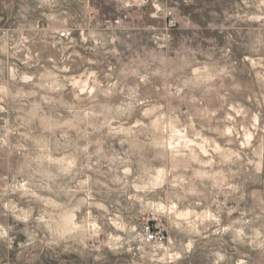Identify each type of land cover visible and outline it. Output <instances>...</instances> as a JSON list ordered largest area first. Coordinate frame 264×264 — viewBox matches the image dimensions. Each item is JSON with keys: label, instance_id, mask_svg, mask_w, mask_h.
I'll return each mask as SVG.
<instances>
[{"label": "clouds", "instance_id": "1", "mask_svg": "<svg viewBox=\"0 0 264 264\" xmlns=\"http://www.w3.org/2000/svg\"><path fill=\"white\" fill-rule=\"evenodd\" d=\"M0 264H264V0H0Z\"/></svg>", "mask_w": 264, "mask_h": 264}, {"label": "rangeland", "instance_id": "2", "mask_svg": "<svg viewBox=\"0 0 264 264\" xmlns=\"http://www.w3.org/2000/svg\"><path fill=\"white\" fill-rule=\"evenodd\" d=\"M199 6V5H198Z\"/></svg>", "mask_w": 264, "mask_h": 264}]
</instances>
